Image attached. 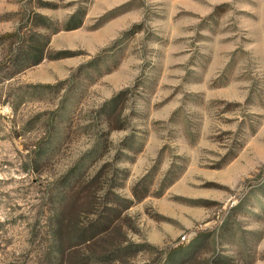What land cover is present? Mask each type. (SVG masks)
<instances>
[{"label":"rangeland","instance_id":"obj_1","mask_svg":"<svg viewBox=\"0 0 264 264\" xmlns=\"http://www.w3.org/2000/svg\"><path fill=\"white\" fill-rule=\"evenodd\" d=\"M0 264H264V0H0Z\"/></svg>","mask_w":264,"mask_h":264},{"label":"trees","instance_id":"obj_2","mask_svg":"<svg viewBox=\"0 0 264 264\" xmlns=\"http://www.w3.org/2000/svg\"><path fill=\"white\" fill-rule=\"evenodd\" d=\"M82 18L80 22L76 25L67 26V29H74L82 24ZM51 20L49 17L32 11L26 18L24 22L20 24V26L8 35L9 39L11 40V50L10 52L14 51L15 45H18L19 48L22 47H30L35 43H43L48 45L51 40V34L46 35L45 33L41 32L40 29H49L52 27ZM59 29H54L53 34L57 33ZM66 184V183H64ZM199 237L197 238V240Z\"/></svg>","mask_w":264,"mask_h":264},{"label":"built area","instance_id":"obj_3","mask_svg":"<svg viewBox=\"0 0 264 264\" xmlns=\"http://www.w3.org/2000/svg\"><path fill=\"white\" fill-rule=\"evenodd\" d=\"M186 239V237H183V240Z\"/></svg>","mask_w":264,"mask_h":264}]
</instances>
